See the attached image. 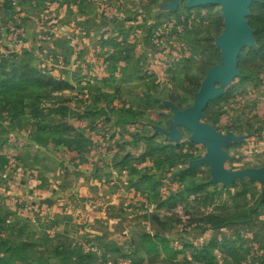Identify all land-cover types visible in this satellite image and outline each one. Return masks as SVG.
Wrapping results in <instances>:
<instances>
[{"label": "rangeland", "instance_id": "374dc122", "mask_svg": "<svg viewBox=\"0 0 264 264\" xmlns=\"http://www.w3.org/2000/svg\"><path fill=\"white\" fill-rule=\"evenodd\" d=\"M258 1L249 7L250 26ZM187 2L0 0V75L23 60L71 86L49 89L41 103L45 116L35 117L22 97L19 104L0 100V215L10 213L0 227V256L4 239L12 247L31 239L50 250L52 264H159L160 245L141 240L150 232L167 236L173 247L188 245L187 252L214 238L233 245L240 235L247 252L234 257L214 247L213 254L220 264L225 258L252 264L264 242V178L212 182L210 164L194 163L207 146L186 126L178 127L179 140L167 134L168 102L192 106L208 70L222 63L216 41L225 28L223 6ZM253 30L255 45L239 55L241 74L218 84L223 92L201 118L238 137L223 147L225 171L264 168V58L240 65L245 49L257 47ZM18 88L47 92L39 85ZM58 101L91 115L62 118L54 112ZM128 110L136 121L119 123ZM66 121L74 130L64 131ZM40 127L52 134L41 135ZM77 133L82 144L89 140L83 153L60 140ZM148 144L167 149L149 155ZM214 213L253 219L235 216V225L205 230L203 217Z\"/></svg>", "mask_w": 264, "mask_h": 264}, {"label": "trees", "instance_id": "16d2710c", "mask_svg": "<svg viewBox=\"0 0 264 264\" xmlns=\"http://www.w3.org/2000/svg\"><path fill=\"white\" fill-rule=\"evenodd\" d=\"M252 15L250 18V24L253 28L256 29L255 38L257 42V47L252 48H246L243 54L240 56V65L246 64V62L249 59L252 58H264V0H259L258 2L254 3L251 7ZM11 66V72H6L5 76L2 77L0 75V100L7 101L10 98H14L17 102V104L20 103L18 99H21L22 97L24 100H28L30 102L28 107H32V110L35 109V117L38 116H45L44 115V108L41 106V103L45 100H48L49 89L56 90L61 89L63 87H71L66 80L63 81H57L51 76H48L46 74H42L41 70H38L37 68H34V66H31L27 63L22 62L20 64L12 63ZM39 85L42 87L47 88V92L45 95H39L34 96L30 93H27L26 90H20L18 87L21 85ZM18 88V91H16L11 94L12 89L15 90V88ZM6 90V91H5ZM22 92V93H21ZM16 93V94H15ZM20 93V94H19ZM22 95V96H20ZM19 97V98H16ZM62 103L65 102H57L56 104L61 106L59 108L56 107V110L54 112H58L59 115H61L62 118H65L66 116H69L71 112L72 117L76 116L78 118L83 117H89L91 114V109L85 110L84 112H72L71 109L67 110V106L63 105ZM107 110V108H105ZM25 112V110H24ZM129 113H121L118 117L119 123H130L135 122L136 117H134L135 113L128 110ZM130 115V116H129ZM52 121H56L52 119ZM63 125H66V128H64V131L69 132L71 130H74L73 126L70 125L68 121H66ZM58 129L61 127V125H56ZM44 127L39 128V133L41 135H47L52 134V130H44ZM60 135H62L60 133ZM82 135L77 133L74 137H60V140H62L65 145L68 146L69 149H72L75 147L77 151H80L83 153L84 147L88 150L89 147V140H85L86 142L82 144ZM146 141H149L151 138H145ZM167 149L166 146L157 145L154 144H148V152L147 154L151 155L155 151H164ZM10 213L6 212L4 215H0V227L5 224V220L7 216H9ZM253 214H229L226 213L224 215L221 214H208L205 215L202 219V227L205 230H219L223 227H227L230 225H235V218L238 217V219H241L242 217L246 216V222L253 219ZM236 216V217H235ZM31 237H33L30 234ZM141 240L143 242H156L160 245L163 258L161 259L159 264H220L219 260H216L213 250L215 248H221L222 252H226L234 257H238L241 254L238 252H242L243 249L247 250L251 249L246 248L244 246H239L238 240H242L240 238V235H237V239L233 242V245H228V243H221L218 241L217 238H214L212 242L207 243L205 245H202L200 247H195L194 245H190L191 247H195L194 251L187 252L188 245L183 246L182 248H176L171 246V240L162 234H152L150 232H145L143 235H141ZM3 246L1 251L2 255L0 256V264H52L51 261H54V256H49L50 250L46 249L44 247V244L37 243V240H31V239H24L20 242V244H17V246L12 247L10 246V240L4 239ZM244 245V243L242 244ZM109 246V245H107ZM112 245H110L111 248ZM57 251H64L59 246L56 248ZM243 253V252H242ZM45 255H48L47 257ZM57 257L60 256V254L56 255ZM254 258L252 261V264H264V242L261 241L258 246V252L254 254ZM194 260H191V258ZM225 257V256H224ZM64 264V259L61 260ZM196 262V263H195ZM231 260H227L225 258L223 264H232ZM237 264H241L240 261H236Z\"/></svg>", "mask_w": 264, "mask_h": 264}, {"label": "water", "instance_id": "95a60500", "mask_svg": "<svg viewBox=\"0 0 264 264\" xmlns=\"http://www.w3.org/2000/svg\"><path fill=\"white\" fill-rule=\"evenodd\" d=\"M254 1L256 0H188L187 2L188 7L207 4L223 6L225 28L216 41L221 49L222 63L214 65L208 70L192 106L181 109L175 103L168 102L172 111L170 114V131L167 134L171 139L179 140L182 137V132L178 127L186 126L192 132L194 140L207 146V155L194 163L210 164L212 182L229 183L244 176L264 178V168L225 171L223 165L227 153L223 147L238 137L231 132L228 134L221 133L201 121L208 104L223 92V88L219 87L218 84L227 85L241 74L239 55L243 47L255 45L254 30L247 19L250 14L249 7ZM45 202L52 205L54 200L47 198Z\"/></svg>", "mask_w": 264, "mask_h": 264}, {"label": "built area", "instance_id": "2783aa9c", "mask_svg": "<svg viewBox=\"0 0 264 264\" xmlns=\"http://www.w3.org/2000/svg\"><path fill=\"white\" fill-rule=\"evenodd\" d=\"M32 181V179L30 180V182Z\"/></svg>", "mask_w": 264, "mask_h": 264}]
</instances>
